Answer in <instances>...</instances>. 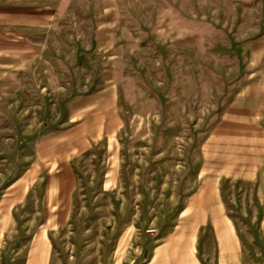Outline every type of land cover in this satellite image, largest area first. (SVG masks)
I'll return each instance as SVG.
<instances>
[{
  "label": "rangeland",
  "instance_id": "obj_1",
  "mask_svg": "<svg viewBox=\"0 0 264 264\" xmlns=\"http://www.w3.org/2000/svg\"><path fill=\"white\" fill-rule=\"evenodd\" d=\"M258 113L264 0H0V264L40 236L36 264H146L175 236L206 253L194 223L221 206L251 255L264 166L208 158L237 136L221 120Z\"/></svg>",
  "mask_w": 264,
  "mask_h": 264
},
{
  "label": "crops",
  "instance_id": "obj_2",
  "mask_svg": "<svg viewBox=\"0 0 264 264\" xmlns=\"http://www.w3.org/2000/svg\"><path fill=\"white\" fill-rule=\"evenodd\" d=\"M261 51H257L260 53ZM238 96H243L239 93ZM236 100V99H235ZM234 100V101H235ZM234 101L231 104V108L235 107ZM230 110V109H229ZM228 110V111H229ZM235 111V110H233ZM241 113V112H240ZM228 115V112H226ZM262 115L255 114L254 116H248L243 118L242 116H235L232 121L230 119L221 120L219 124L215 126L216 137L222 141L225 139V132L218 129L232 128L233 136L226 138L222 147L219 144H214L213 150L216 153L214 158L209 157V161L216 160L217 165H221L219 172H225L232 165H244L245 162L251 165V170L255 169V172L264 166V134L262 132V126L260 124V117ZM228 137V136H227ZM233 140V145L228 146L229 140ZM247 141L249 144L245 143ZM255 141V142H254ZM224 166H227L225 169ZM261 166V167H259ZM234 169V167H232ZM257 174V173H256ZM255 174V175H256ZM206 188L208 185L205 186ZM215 213L216 221H206L194 223L197 228L210 227L215 229V236L209 235L204 239L203 245L206 253H199L197 241L200 242L197 237L194 236H175V238H169L168 243H162L154 246L153 252L146 264H208L207 257L210 258V262L213 264H264V236L262 237L261 247L259 249L254 248V252L250 254L244 253L243 242L238 234V228L233 220L229 219L225 215L224 207H216ZM198 225V226H197ZM193 226V227H194ZM264 229V220H263ZM43 239V250H41L40 257L46 258L49 252L46 241L43 237H39L36 243L35 251L32 254V261L30 264H36L38 260L37 244ZM197 239V240H196ZM259 250V251H258ZM28 263V264H29ZM40 264V263H38Z\"/></svg>",
  "mask_w": 264,
  "mask_h": 264
}]
</instances>
